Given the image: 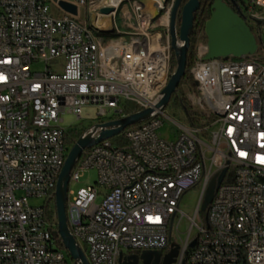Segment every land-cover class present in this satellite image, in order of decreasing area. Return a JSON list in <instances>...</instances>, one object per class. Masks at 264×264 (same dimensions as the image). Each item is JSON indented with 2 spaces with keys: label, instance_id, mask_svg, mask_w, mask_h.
<instances>
[{
  "label": "built area",
  "instance_id": "2783aa9c",
  "mask_svg": "<svg viewBox=\"0 0 264 264\" xmlns=\"http://www.w3.org/2000/svg\"><path fill=\"white\" fill-rule=\"evenodd\" d=\"M62 1L77 15L52 0H0V264L70 259L51 235L56 215L47 217L72 147L61 116L95 112L112 121L125 116V104L154 108L173 73L175 0L164 7L162 0L157 24L134 4L126 39L98 37L95 24L76 22L82 12L88 19L103 15L97 2ZM236 9L250 29L264 28V0ZM202 56L198 46L190 70L198 97L190 99L208 124L176 123L174 140L164 139L158 133L164 112L154 109L153 118L121 134L126 146L103 141L73 167L69 184L87 170L97 172L94 185L75 192L68 186L66 201L69 230L88 264H119L125 253L165 250L168 225L194 187L199 200L193 217H186L194 237L174 264H264V62L255 54L238 61ZM40 64L42 70H33ZM87 108L92 112L85 115ZM223 170L203 222L201 201ZM29 199L44 202L34 206Z\"/></svg>",
  "mask_w": 264,
  "mask_h": 264
},
{
  "label": "water",
  "instance_id": "95a60500",
  "mask_svg": "<svg viewBox=\"0 0 264 264\" xmlns=\"http://www.w3.org/2000/svg\"><path fill=\"white\" fill-rule=\"evenodd\" d=\"M62 11L72 16L77 15V8L62 0H52ZM169 0L162 3L164 7ZM175 0L169 20L170 45L175 62V70L170 76L167 86L161 92V99L154 106L129 116L104 123H96L87 129L70 148L62 169L57 178L54 192V207L56 215V230L51 232L53 239L60 242L67 252L70 260L74 264H88V261L74 240L66 217V201L70 173L75 164L80 159L83 151L90 149L103 141L111 140L121 135L127 128L139 125L155 116L154 109L164 110L170 101L171 96L176 92L186 70V55L189 49V37L193 28V14L199 9V0ZM111 9L105 8L102 14H109ZM162 9L158 15H161ZM157 15V16H158ZM153 19H156L155 17ZM179 19V25L177 21ZM108 34V32H103ZM203 35L205 46L203 48L202 61L218 60L220 58H235L240 60L244 56L253 55L258 49L257 39L253 35L250 27L238 14L223 0H214L210 8L208 19L203 25ZM225 174L223 170L217 181L214 179L209 184L201 201L200 211L206 212L211 204L215 189L221 184ZM194 243H190L189 248H193ZM169 248L172 256L177 253L178 247L172 243ZM155 251H144L141 259L153 254ZM159 252V251H156ZM122 259H119V264Z\"/></svg>",
  "mask_w": 264,
  "mask_h": 264
},
{
  "label": "rangeland",
  "instance_id": "374dc122",
  "mask_svg": "<svg viewBox=\"0 0 264 264\" xmlns=\"http://www.w3.org/2000/svg\"><path fill=\"white\" fill-rule=\"evenodd\" d=\"M243 3L247 2L248 0H241ZM53 6V5H52ZM53 11H55V7L52 8ZM76 22L79 25H83L84 22V15L83 12L80 15L78 19H76ZM251 30L255 38L257 39L258 49L255 52L256 55V62L258 64H262L263 57H264V28L260 27H254L251 26ZM98 37L105 38V35L103 34H97ZM203 39H200L202 41ZM203 49V48H202ZM233 61H238V59L232 58ZM43 65H35L33 66V70H42ZM175 70V62H174V68ZM182 88L187 89L186 81H184L181 84ZM187 92V91H186ZM188 98L194 99L195 96L191 93H188ZM173 99H170L167 106L164 108V116L163 117V125L158 130L159 135L168 140H174L175 138V132L177 129V124L181 126H189L188 121L186 120L185 114L183 110L176 107L173 103ZM192 102V101H191ZM193 107H195L194 103L192 102ZM92 112L90 108L85 109V115H88V113ZM95 112L93 113V117H82L81 119L76 118L75 116L71 114H64L61 117L63 118V122L61 123V127L63 128H70V129H89L96 123H104L111 121L113 119L109 114H107L104 117H95ZM114 145H116L114 143ZM97 180V172L94 169H90L84 172L83 175L80 176L79 183H70L69 184V190L72 192H75L79 188L91 186L96 183ZM200 191L198 187H194L190 189L188 192H186L179 204V210L180 213L177 214V216L169 223L168 225V231L171 234L173 243L178 247V250H182L184 247H186L187 241L193 239L194 232H190L189 230V221L187 218H192L194 215L195 208L197 206L198 200H199ZM30 204L34 206L42 205L44 202V199H29ZM181 213L184 215L181 219ZM206 213V212H205ZM187 217V218H186ZM203 222H205V215L203 213L200 215ZM187 249V247H186ZM171 249L169 248L167 252L170 253ZM129 253H125V255H129ZM67 257V256H66ZM66 264H74L70 259L67 257V263Z\"/></svg>",
  "mask_w": 264,
  "mask_h": 264
},
{
  "label": "trees",
  "instance_id": "16d2710c",
  "mask_svg": "<svg viewBox=\"0 0 264 264\" xmlns=\"http://www.w3.org/2000/svg\"><path fill=\"white\" fill-rule=\"evenodd\" d=\"M188 0H184L183 4L186 3ZM214 0H200L199 3V9L197 12L193 14V28L191 35L189 37V49L187 51L186 55V70L185 75L183 79L181 80L176 92L171 96L170 99H173V103L176 107L183 110L186 120L189 123V127L191 128H202L206 124L210 122V119H207L203 114H201L195 107L192 105V100L188 98V93L193 94L195 97H198V93L196 90V84L190 74V70L194 64V62L197 59V49H198V41L203 36V25L205 21L208 19L210 14V8ZM227 1V0H225ZM240 3H242L241 0H239ZM230 6V5H229ZM234 9V8H233ZM236 10V9H234ZM179 25V19L177 21V26ZM174 59V57H173ZM173 68H174V60H173ZM186 81L187 89L182 88L181 84ZM187 91V92H186ZM192 101V102H191ZM139 110L137 107L125 104L123 108V113L125 116L133 115L137 113ZM137 126V125H136ZM136 126H131L127 128L126 130H130L132 128H135ZM85 129H71L67 133V143L69 145H73L75 141L83 134L85 133ZM113 143H115L118 147L126 146V141L123 138V135H119L113 139H111ZM47 217L51 219L55 216V207L54 202H51L49 206H47ZM207 212V210H206ZM203 213L206 217L205 212H200V215ZM173 243L172 237L170 232L168 231V247ZM58 247L63 248L62 244L59 243Z\"/></svg>",
  "mask_w": 264,
  "mask_h": 264
},
{
  "label": "crops",
  "instance_id": "0c3cea01",
  "mask_svg": "<svg viewBox=\"0 0 264 264\" xmlns=\"http://www.w3.org/2000/svg\"><path fill=\"white\" fill-rule=\"evenodd\" d=\"M105 8L111 9L109 14H103L99 17L91 16L90 19L84 17V21H88L89 24H95L99 29V34L105 35V37H121L126 39L125 33L130 29L128 26H134V4L139 5L141 14L149 19L151 22L160 23V15L162 0H119V2L111 0H93ZM122 1V2H121ZM121 2V3H120ZM117 3L116 5H112ZM158 15V16H157ZM80 17V16H79ZM156 19H153V18ZM119 31L121 34L117 33ZM103 32H108L104 34ZM199 48H204L205 40L200 41Z\"/></svg>",
  "mask_w": 264,
  "mask_h": 264
},
{
  "label": "flooded vegetation",
  "instance_id": "af4514ba",
  "mask_svg": "<svg viewBox=\"0 0 264 264\" xmlns=\"http://www.w3.org/2000/svg\"><path fill=\"white\" fill-rule=\"evenodd\" d=\"M231 9L238 8L240 1L239 0H223ZM214 2V1H213ZM200 3V0H199ZM233 9V10H234ZM235 11V10H234ZM200 39L205 40L204 35L200 37ZM200 39L198 41V44L200 42ZM202 40V41H203ZM197 44V45H198ZM169 248H166L163 251L154 252L153 254L148 255L147 257H144L141 259L142 252H131L126 259L121 260L122 264H174L176 262L178 256H179V250H177V253L173 254L172 256L167 257L169 254L168 251Z\"/></svg>",
  "mask_w": 264,
  "mask_h": 264
},
{
  "label": "bare ground",
  "instance_id": "6f19581e",
  "mask_svg": "<svg viewBox=\"0 0 264 264\" xmlns=\"http://www.w3.org/2000/svg\"><path fill=\"white\" fill-rule=\"evenodd\" d=\"M111 1H115V2H119V0H111ZM117 3H114V4H112V5H116Z\"/></svg>",
  "mask_w": 264,
  "mask_h": 264
}]
</instances>
